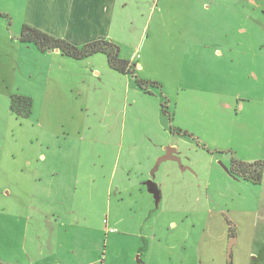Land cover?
I'll return each instance as SVG.
<instances>
[{
  "label": "rangeland",
  "instance_id": "374dc122",
  "mask_svg": "<svg viewBox=\"0 0 264 264\" xmlns=\"http://www.w3.org/2000/svg\"><path fill=\"white\" fill-rule=\"evenodd\" d=\"M27 7L28 0H0L8 16L0 15L1 49L3 35H20ZM121 11L130 31L115 42L119 57L133 55L138 77L159 86L114 89L106 79L115 71L97 53L103 74L89 98H44L31 51L13 52V63L0 53V66L9 69L0 76V264L26 261L29 232L14 213L33 199L26 190L33 177L20 168L28 154L44 149L38 125L78 135L70 122L86 123L84 138L92 131L98 140H74L85 175L75 200L80 212L89 218L91 212L94 228L102 222L98 264H248L264 254V172L255 184L234 175L231 165L233 157L264 160V0H127ZM15 95L32 101L29 115L12 111ZM63 136L56 140L65 143ZM171 144L181 160L162 161L155 174L161 198L154 200L139 181ZM87 174L111 181L109 204L99 212L84 193L93 185Z\"/></svg>",
  "mask_w": 264,
  "mask_h": 264
},
{
  "label": "crops",
  "instance_id": "0c3cea01",
  "mask_svg": "<svg viewBox=\"0 0 264 264\" xmlns=\"http://www.w3.org/2000/svg\"><path fill=\"white\" fill-rule=\"evenodd\" d=\"M126 5L127 0H28L29 16L26 18L25 24L54 37L63 38L76 46H83L88 42L100 39L119 42V34L130 31L125 27L127 24H125L126 21L121 11ZM133 24L135 23L133 22ZM4 26V24H0V28ZM18 37L19 35L17 37L16 35L12 37L3 35L0 53H6V59L13 63L17 60L13 57V52L20 55L22 47L31 51L33 58L39 60L38 73L45 80L41 88L44 98H55L66 94H72L76 98L80 96L89 98L91 92L100 83L96 79H101L98 75L102 76L103 72L96 65L97 55L76 60L63 55L57 49L43 52L35 46L37 50H33L30 46L32 43H22ZM131 59L132 61H129L137 65L133 55ZM17 63L15 66L19 68L22 62ZM2 70H5L4 73ZM110 71H108L110 75L106 80H114V89L122 83L126 89L138 90L135 82L132 83L133 78L130 74ZM7 75H9V69H3L0 66L1 78L7 77ZM7 88L9 86L5 89ZM46 103L51 104L43 108L50 110L52 102L46 100ZM85 108H88V100L82 104V109ZM70 123L71 128H74L73 130L78 135L71 131L57 133L50 125L43 123L38 125L41 129V139H44V149L42 147V150L33 157L28 154L23 160L25 166H21L20 169L31 174L34 185L31 188H26L28 192H31V195L33 194V199L22 202L23 211L14 213L16 215L14 217L25 220L26 229L29 232L24 241L26 261H18L16 264H98L99 262L103 244L102 222L99 228H94L91 212L89 218L81 204L82 212H80L79 203L75 200L76 194L79 193L76 186L80 183V178L85 177L80 174L81 154L76 142L82 144L86 138L90 143L98 140L92 131L87 133L84 138L86 123ZM88 128L91 129L92 125H88ZM46 133L53 135L55 140L50 139L51 136H44ZM61 135H64V139L67 140L65 143L56 140L60 139ZM107 144H111V142ZM177 152L178 147L174 144L164 146L148 179L139 181L141 192L142 184L151 181L155 187L152 191L148 189L149 192L153 195L154 200L161 198V190L155 180V174L167 159H177L178 157L181 160ZM91 177L93 185L89 188L86 187L87 191L84 193L92 196L90 210L97 208L99 212L103 204H109L112 185L109 179L106 185L101 181L105 175L87 174L85 180H89ZM24 189L18 182L16 192L22 193ZM95 200L97 201L95 202ZM253 256V260L248 264H264V254L257 253Z\"/></svg>",
  "mask_w": 264,
  "mask_h": 264
},
{
  "label": "trees",
  "instance_id": "16d2710c",
  "mask_svg": "<svg viewBox=\"0 0 264 264\" xmlns=\"http://www.w3.org/2000/svg\"><path fill=\"white\" fill-rule=\"evenodd\" d=\"M0 15L8 17L1 12ZM18 39L22 43L34 44L43 52L57 49L63 55L76 60H82L94 56L97 53H104L107 57L109 66L113 70L123 74H130L135 83L142 89H146L149 86H159V83L156 81H145L139 78L136 74V65L129 60L119 57V47L113 41L100 39L88 42L79 47L63 38L54 37L28 24L23 25ZM31 108L32 101L30 99L18 95L12 96L11 109L17 115H29L31 113ZM231 172L246 181L260 184L263 179L264 160L248 163L233 157Z\"/></svg>",
  "mask_w": 264,
  "mask_h": 264
},
{
  "label": "water",
  "instance_id": "95a60500",
  "mask_svg": "<svg viewBox=\"0 0 264 264\" xmlns=\"http://www.w3.org/2000/svg\"><path fill=\"white\" fill-rule=\"evenodd\" d=\"M147 185H148V189L149 190H153L154 189V187H155V184L153 183V182H151V181H149L148 183H147Z\"/></svg>",
  "mask_w": 264,
  "mask_h": 264
}]
</instances>
